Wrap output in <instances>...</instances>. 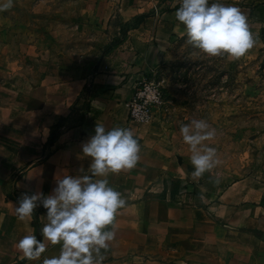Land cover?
<instances>
[{
	"label": "rangeland",
	"instance_id": "obj_1",
	"mask_svg": "<svg viewBox=\"0 0 264 264\" xmlns=\"http://www.w3.org/2000/svg\"><path fill=\"white\" fill-rule=\"evenodd\" d=\"M154 1L137 19L119 23L106 20L105 0H14L0 11V34H14L26 45L20 76L38 86L52 84L60 94L65 84L49 82L56 75L77 77L82 66L92 65L93 77L104 79L99 71L109 49L129 34L169 31L171 6ZM221 2L238 5L248 17L256 39L251 49L238 58L209 56L187 42L186 32L170 35L163 63L135 82L149 78L160 85L165 106L154 121L169 130L176 160L168 167L175 169L173 179L126 199L154 207L148 229L155 249L145 257L154 264H264V0ZM86 102L77 104L66 125L85 119ZM192 119L216 130L205 143L217 149L220 161L199 177L180 133Z\"/></svg>",
	"mask_w": 264,
	"mask_h": 264
},
{
	"label": "crops",
	"instance_id": "obj_2",
	"mask_svg": "<svg viewBox=\"0 0 264 264\" xmlns=\"http://www.w3.org/2000/svg\"><path fill=\"white\" fill-rule=\"evenodd\" d=\"M149 1L105 0L106 20L112 18L119 23L135 20L143 15ZM154 2L170 4V14L175 15L181 0ZM185 32V26L175 17L167 32L159 33L153 28L145 34H129L125 42L109 49L99 71L105 74L104 79L98 74L94 78L91 74L94 66L85 65L77 77L58 80L56 75L49 80L54 86L58 81L65 84L59 94L51 90L52 84L38 86L20 76V56L25 55L26 45L15 42L14 34L1 31L0 142L7 147L0 146V264H43L44 258L59 254V244L45 241L46 250L39 258L27 259L23 255L17 242L32 232L41 238L40 228L47 222L46 209L39 206L33 217L20 220L15 207L23 193L49 194L56 186L55 175H62L63 170L73 175L83 174L81 168L85 173L89 171L92 158L82 154V144L94 134L96 123H103L106 129L114 126L132 129L141 146L140 159L134 168L107 177L125 199L138 197L146 186L163 178L173 179L175 169L168 167L176 160L169 130L155 121L140 124L129 120L127 102L139 75L163 63L170 35L182 36ZM84 99L88 115L66 125L65 118ZM59 123L57 136L49 144L51 131ZM245 194L242 193L241 199ZM153 213L154 207L143 203L122 207L115 217V239L109 242L108 249L102 250L105 257L102 264H154L145 259L155 249L153 234L148 229Z\"/></svg>",
	"mask_w": 264,
	"mask_h": 264
},
{
	"label": "clouds",
	"instance_id": "obj_3",
	"mask_svg": "<svg viewBox=\"0 0 264 264\" xmlns=\"http://www.w3.org/2000/svg\"><path fill=\"white\" fill-rule=\"evenodd\" d=\"M13 4L14 0H0V11ZM175 17L186 28L187 42L209 56L238 58L256 43L248 17L236 4L181 0ZM47 132L45 128V138ZM180 133L191 152L194 176H202L220 163L217 149L205 143L216 135L208 121L192 119L181 124ZM140 150L132 129H106L103 123H96L94 134L82 144V154L92 158L88 172L81 168L83 174L73 175L63 170L62 175H55L56 186L49 194L37 191L23 193L19 198L15 211L20 220L33 217L42 206L47 221L40 228L41 238L32 232L18 240L17 247L23 255L27 259L39 258L48 241L59 244L60 252L44 258L43 264H102V250L115 239V217L126 204L124 195L111 186L107 177L134 168Z\"/></svg>",
	"mask_w": 264,
	"mask_h": 264
},
{
	"label": "built area",
	"instance_id": "obj_4",
	"mask_svg": "<svg viewBox=\"0 0 264 264\" xmlns=\"http://www.w3.org/2000/svg\"><path fill=\"white\" fill-rule=\"evenodd\" d=\"M165 106L164 94L159 84L143 78L133 87L131 99L127 102L128 118L138 123H150L157 117V109Z\"/></svg>",
	"mask_w": 264,
	"mask_h": 264
},
{
	"label": "trees",
	"instance_id": "obj_5",
	"mask_svg": "<svg viewBox=\"0 0 264 264\" xmlns=\"http://www.w3.org/2000/svg\"><path fill=\"white\" fill-rule=\"evenodd\" d=\"M63 120H61L62 122ZM60 126V123L51 131V135H50V138H49V141L48 143L51 144L52 141L55 139V137L57 136V132H58V128Z\"/></svg>",
	"mask_w": 264,
	"mask_h": 264
}]
</instances>
